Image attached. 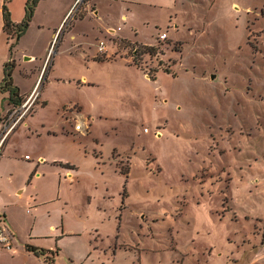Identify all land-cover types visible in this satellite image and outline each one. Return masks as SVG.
<instances>
[{"label": "rangeland", "instance_id": "374dc122", "mask_svg": "<svg viewBox=\"0 0 264 264\" xmlns=\"http://www.w3.org/2000/svg\"><path fill=\"white\" fill-rule=\"evenodd\" d=\"M78 1L76 5L83 6L84 0ZM232 1L207 7L200 14L136 4H125L119 14L107 1H99L115 28L112 34L106 30L98 33L97 43L123 44V56L116 62L126 65V77L109 76L104 67L101 76L107 78L92 98L76 88L77 92L64 93L62 98L80 97L92 112L103 114L94 125L104 132L99 143L104 155L95 158L93 148L84 144L85 182L74 186V201H85L84 188L103 197L102 186L96 190L92 178L104 173L115 193L106 201L120 206L125 201L127 205L124 239L132 243L140 234L150 245L137 253L119 250L117 264H127L126 256L133 254H141L144 264H244L264 254V0H235L242 6L239 10ZM24 2L0 0V25L4 5L14 16L23 15L22 20ZM65 8V0L37 3L24 34L10 39L11 54L19 53L18 63L40 64L54 45L52 65L60 44V32L54 38L53 26ZM161 32L167 33L168 40L160 41ZM146 43L160 47L161 53L143 54ZM137 45L140 47L135 49ZM138 54L140 67L131 59ZM77 63L73 72L90 73L92 63ZM71 67L66 60L60 63L63 72ZM20 70L16 76L30 86L34 78ZM143 72L151 77H143ZM53 111L54 107L43 109L37 101L24 122L30 118V129L35 132L44 129V120L59 127L65 116ZM145 128L150 132H144ZM80 138L77 134L75 143ZM125 156L132 158L129 176L118 166ZM129 164L124 163V171H129ZM123 184L130 193L126 197L119 194ZM97 200L94 198L95 208ZM87 211L81 205L77 213L69 212V217L80 219L76 233L63 240L64 250L71 254L73 247L79 246L75 248L79 251L89 243L90 224L99 223L101 230L93 235L105 248L117 233L109 228L111 221L101 223L105 216ZM53 217L46 213L45 224ZM44 237L41 240L56 248V238ZM93 249L86 258L84 250L75 254L83 257L75 264L112 263L113 248L102 255L95 246Z\"/></svg>", "mask_w": 264, "mask_h": 264}, {"label": "crops", "instance_id": "0c3cea01", "mask_svg": "<svg viewBox=\"0 0 264 264\" xmlns=\"http://www.w3.org/2000/svg\"><path fill=\"white\" fill-rule=\"evenodd\" d=\"M77 1L65 0L66 8L53 26L55 29L54 38L60 32V44L52 65L50 61L47 71L42 78L39 87V89L42 87L41 93L38 95V104L43 109L54 107L53 112L58 115H61L59 113L62 112L66 122L65 120L58 119L60 125L57 127L44 120L42 122L44 129L35 132L30 129L29 118L27 121L19 124L9 134L2 147L0 154V232L10 237L11 247L6 248L0 243V264H75L76 262H82L83 257L86 258L88 255L93 254L94 246L96 250H99V255L107 254V250L113 248L114 252L111 264H117L121 255L119 250H130L133 253H137V251L141 252L143 248L150 247L148 243L141 239L142 236L140 234L138 236L139 239H133L132 243L124 239V234L122 233V231L125 232L123 216L127 205H125V201L123 202V206H120L119 203L106 201L107 198L114 197L115 193L111 190L108 178H103L104 173L101 174V178H92V181L97 186L95 188L96 190L102 186L103 197H100V194H96L88 188H84L83 195L85 196V201L83 203L78 204L72 197L74 186H83L85 182V175L82 172L84 170V164L81 162L84 144H86V148H93L95 158H103L102 145L99 146V143L104 140V132L98 130L94 125L95 121L103 118V114L101 112H92L91 108H88V105L80 97L68 100L63 99L62 96L64 93L74 91L73 89L76 88L88 95L91 94L92 98L93 91L101 89L103 81L107 78L101 76L104 67L107 69L108 75L111 76L112 74L115 78L126 77L125 75L127 74L126 65L121 62H116L118 57L123 56L122 49L120 48L123 44L114 41L112 45L106 46L109 57L99 54V43H97L99 37L96 36L100 35L98 33H103L104 30L112 34L114 33L112 28H115L108 21L106 14L102 12L99 5L100 0H84L83 6L79 5V3L76 5ZM104 1L109 3L111 9H117L119 14H123L125 4L146 5L150 7L159 6L183 12L192 10L195 14H200L207 7L218 6L219 4H224L225 1L231 0ZM232 2V6L237 10L242 8L235 0ZM25 4H27V0L24 2V14L26 13ZM246 10L249 14L252 13L250 7H247ZM262 14L264 16V11ZM11 15L16 22H20L23 16L16 17L12 12ZM168 37L167 35V40ZM10 44L9 35L4 30V24L1 23L0 86L5 76V64L13 63L15 66L12 70V81L18 88L19 94L25 100L38 84L49 54L47 53L45 59L40 64L23 65L18 63L17 55L19 53H16V55L11 54L13 45L10 49ZM131 45L135 44L131 43ZM144 45L154 46L152 43H146ZM145 46L142 45V47ZM139 47L137 45L135 49ZM176 47L178 49L177 45ZM127 50L129 51L128 47ZM29 54L33 55L34 53L30 52ZM69 56L71 57L68 58ZM131 59L132 63H134L132 57ZM26 60H36V58L26 57ZM63 60H66L73 66L71 67V71L63 72L60 69V63ZM83 60L90 64L92 63L90 73L73 72L76 67L75 63L78 64L77 61L81 62ZM102 64H105V66H100ZM134 65L136 64L134 63ZM19 68H21V72L29 76L28 78H34L33 85H25L24 81L16 76ZM145 75L148 78L151 77L150 73L143 72L142 76L144 77ZM74 92H77V90ZM57 95L59 96L56 97ZM68 103L76 104L74 106L77 108L76 111L79 112V119H75L77 112L75 110H69L70 106L66 105ZM91 104H93V99L91 100ZM13 108L9 99V93L2 91L0 88V133L3 129L5 117ZM78 121H83L89 126L87 133L83 134L75 130V122ZM72 122L74 123L72 124ZM149 132L150 130L147 131V133ZM77 134H80L82 138L78 139V143H75V136ZM25 139H27L26 142H24ZM114 149L117 151L118 148L114 147ZM84 154L85 158L89 157L87 152H84ZM26 156H29V158H26ZM131 160L132 158L125 156L120 159L118 164L122 170V174L126 176H129L132 171ZM128 162L131 167L129 171H124V163ZM92 166L95 169L93 164ZM129 179L128 177L127 183ZM123 186L119 194H123L126 197L130 193L127 184H123ZM94 198L99 200L95 204L96 208L94 207ZM81 205L83 208H87V212L89 213L86 214L92 215L93 211H95L101 216H105L101 223L111 221L109 228H114L117 233H113L115 238L112 237L109 246L105 248L104 244H98L97 237L93 235L94 231L100 232L101 227L99 223L96 222L88 225L91 235L89 236V243L83 249L85 255L83 257L81 255L75 257V254L81 253L83 250L77 251L75 248L79 246H75L72 250L73 254H71L64 250L66 247L63 245V240L68 238V234L76 233L75 228L80 219L74 220L68 215L71 210L77 213V209ZM46 213L49 215L51 213L54 214L53 220L48 221V225L45 224L44 216ZM46 226H48L47 229L49 231L44 236L56 238V248L54 249L53 243H46L44 240H41L46 238L41 235L46 229ZM145 240L148 241L147 239ZM28 245L53 252L54 256L51 257H54V261H48L45 257L29 251L27 248ZM263 258L264 254L255 258L251 257L244 264H261ZM125 260L127 264H144L141 254L126 256ZM234 260L236 263L239 262L236 257H234Z\"/></svg>", "mask_w": 264, "mask_h": 264}, {"label": "trees", "instance_id": "16d2710c", "mask_svg": "<svg viewBox=\"0 0 264 264\" xmlns=\"http://www.w3.org/2000/svg\"><path fill=\"white\" fill-rule=\"evenodd\" d=\"M40 0H28L26 4V13L24 18L20 22H16L13 20L10 10L8 9L7 5H4L3 7V20H4V30L9 35V38H17L24 34L27 27L29 26L31 19L33 17V9L37 5V3ZM150 53L151 55L155 56L161 53V48L157 46H145L143 47V54ZM139 54L137 56H134V63L140 67L141 64H139L137 59ZM13 63H7L5 64V76L3 79V82L0 86L2 91L9 93V99L13 107H18L22 105L24 102V97H22L19 92L18 88L13 84L12 81V70L14 68ZM143 70V68H142ZM167 71H170L168 68ZM28 250L33 252L36 255L45 257L48 261H54L53 252L49 250H45L42 248H38L32 245L27 246ZM50 253V254H49ZM52 253V254H51Z\"/></svg>", "mask_w": 264, "mask_h": 264}, {"label": "built area", "instance_id": "2783aa9c", "mask_svg": "<svg viewBox=\"0 0 264 264\" xmlns=\"http://www.w3.org/2000/svg\"><path fill=\"white\" fill-rule=\"evenodd\" d=\"M77 2H79V1H77ZM159 39H160V41L167 40V33L166 32L161 33L159 36ZM53 46H51V48H50L48 60H47L45 66L42 70L40 80H39L38 84L35 86L33 92L27 98H25L22 105H20L18 107H14L4 119L3 129L0 133V154L2 151L3 144L6 141L9 134L19 124H21L26 119V117L33 110L35 104L38 101L39 87H40V84L42 82V78L44 77V75L47 71V68L50 64V61H51L50 55H51V53H53ZM99 54L101 56L109 57L108 51L106 48V44L104 43V41H101L99 43ZM37 88H38V90H37ZM69 110H75L76 111L77 108H76V106H70ZM76 112H77V115H76L75 119H79V112L78 111H76ZM75 130L79 133L84 134V133H87L89 131V126L86 125L83 121H78V122H75ZM144 131L147 132L148 129L145 128ZM26 158H29V156H26ZM0 243H2L3 246H5L6 248L11 247L10 237L8 235L1 233V232H0Z\"/></svg>", "mask_w": 264, "mask_h": 264}, {"label": "water", "instance_id": "95a60500", "mask_svg": "<svg viewBox=\"0 0 264 264\" xmlns=\"http://www.w3.org/2000/svg\"><path fill=\"white\" fill-rule=\"evenodd\" d=\"M29 59H32V58H29Z\"/></svg>", "mask_w": 264, "mask_h": 264}]
</instances>
